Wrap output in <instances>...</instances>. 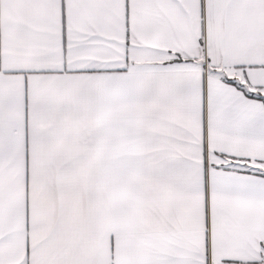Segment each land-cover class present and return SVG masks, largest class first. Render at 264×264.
<instances>
[{"label":"snow or ice","instance_id":"6c2138e0","mask_svg":"<svg viewBox=\"0 0 264 264\" xmlns=\"http://www.w3.org/2000/svg\"><path fill=\"white\" fill-rule=\"evenodd\" d=\"M0 264H264V0H0Z\"/></svg>","mask_w":264,"mask_h":264}]
</instances>
